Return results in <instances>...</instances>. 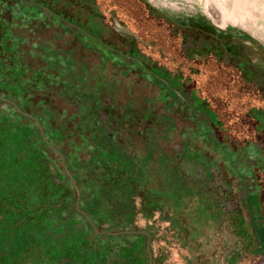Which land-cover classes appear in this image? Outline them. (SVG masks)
<instances>
[{
  "label": "rangeland",
  "instance_id": "rangeland-1",
  "mask_svg": "<svg viewBox=\"0 0 264 264\" xmlns=\"http://www.w3.org/2000/svg\"><path fill=\"white\" fill-rule=\"evenodd\" d=\"M144 1L211 35L226 40L246 35L264 52L261 28L221 24L226 11L259 15L264 0H256L261 1L258 8L254 0H240L236 7L221 0H168L176 3L172 7ZM55 3L0 0V129L20 133L22 121L37 122L23 110L56 121L82 158L88 153L91 163L106 169L102 176L120 184L140 176L141 187L161 189L167 170L178 168L185 172L186 185L211 207L237 214L252 228L255 240L238 244L237 264L264 262V75L236 64L242 86L225 77L220 86L204 87L195 77L169 75L149 61L123 60L110 46L73 31ZM237 45V52L247 51L248 45ZM68 140L57 145L67 150L73 146ZM144 159L148 180L141 177ZM129 164L138 166L132 177ZM187 195L160 192L156 198L181 204ZM158 200L148 198V204L159 206ZM160 208L165 211L164 205ZM173 214L189 225L183 211ZM192 214L191 220L196 218ZM220 220L208 228L197 226L192 237L180 235L193 264L221 263Z\"/></svg>",
  "mask_w": 264,
  "mask_h": 264
},
{
  "label": "flooded vegetation",
  "instance_id": "flooded-vegetation-1",
  "mask_svg": "<svg viewBox=\"0 0 264 264\" xmlns=\"http://www.w3.org/2000/svg\"><path fill=\"white\" fill-rule=\"evenodd\" d=\"M55 2L73 31L110 46L123 60L132 61L133 56L149 61L169 75L195 77L204 87L219 85L225 77L240 84L243 69L264 75V52L250 38L226 40L211 35L170 19L144 0ZM114 20L138 38L115 30ZM241 43L248 45L247 51H236ZM23 112L37 122L29 118L21 122L18 129L26 142L11 154L31 158L28 170L32 179L23 177L14 187L11 179L16 174H0V264H193L180 235H197V226L208 228L218 219L238 236L224 264H231L232 256L237 260L238 244L255 240L248 222L239 220L237 214L220 212L219 206L214 209L197 192L178 204L167 198L158 200L156 195L164 191L156 187L139 185L126 198L127 211L102 203L93 191L106 169L91 163L88 153L82 158L73 139L64 136L56 121L48 118L43 122L32 111ZM64 139L73 146L62 150L57 144ZM148 198L158 200L159 206L148 209L144 201ZM176 210L185 213L189 225L179 221L173 214ZM191 213L192 219L196 216L193 220Z\"/></svg>",
  "mask_w": 264,
  "mask_h": 264
},
{
  "label": "trees",
  "instance_id": "trees-1",
  "mask_svg": "<svg viewBox=\"0 0 264 264\" xmlns=\"http://www.w3.org/2000/svg\"><path fill=\"white\" fill-rule=\"evenodd\" d=\"M242 38H247V36L244 35L242 36ZM22 134H23L22 132L19 133L10 130H4V128L0 129V174L4 175L5 173L8 172H11L13 175L16 174L17 176L15 175V180L11 179V182L14 185V187L16 183H19L23 179V177L24 180L27 179L28 181L32 179L31 175L29 174L30 170H28L30 168V164L32 161L31 158L21 153L15 155L11 154L12 152L20 151L23 142L24 143L26 142ZM125 153L129 154V152H125ZM129 156L131 157L132 161L134 159L136 160V157H133L130 154ZM142 161L144 162L141 163L143 166L141 177H143V179L145 180H148L145 171L146 164L148 161H146L145 159ZM137 167L138 166H136V164L134 166L133 164L128 165L129 168L128 170L131 177L134 175ZM178 170L179 169L176 168V171L175 170L173 171L172 168H169L167 170L168 173L166 174V177L164 178V180H161L162 188L161 189L157 188V189L162 190L164 192H168L172 196L177 198L180 197L181 195H187L189 190L192 191L193 194L196 193L195 190H193L190 186L186 185V180L183 179V176L186 177L185 172L182 174V172ZM138 179L132 177V183L129 182L128 183L129 185H127V184H120L106 175L104 176L101 175V180H100L101 184L98 187H94L93 195L97 196L99 199H102L101 200L102 203H105L108 206L114 205V207H116L117 210L127 211V209H130L129 206L130 204L128 205L126 203V198L130 196L137 189L139 185H141L140 183H138ZM144 201L146 203L145 206H147L148 209L154 207V205L150 206V204H148V201L146 200ZM261 229L263 232L262 237L264 238V223L262 224Z\"/></svg>",
  "mask_w": 264,
  "mask_h": 264
},
{
  "label": "bare ground",
  "instance_id": "bare-ground-1",
  "mask_svg": "<svg viewBox=\"0 0 264 264\" xmlns=\"http://www.w3.org/2000/svg\"><path fill=\"white\" fill-rule=\"evenodd\" d=\"M157 1L159 2V4L160 3L161 4H166V5H169L170 7L173 6L172 4H176L174 1H168V0H157ZM190 1H192V0H190ZM193 1H195V0H193ZM215 1L218 4V2L220 0H215ZM226 1L231 2V5L234 6V7H236L237 5H240V0H221V2L223 4ZM260 3H261V1H258V2L256 0L252 1L253 6L257 7V8L260 5ZM262 5H264V4H262ZM226 9H227V7H226ZM253 10H254V8H253ZM235 11H231V12L226 11L227 13L224 14V16H222L223 18H222L221 24L224 25L226 22H230V23H233V24H237V23L243 24V25H245L247 27L249 26L251 28H261V29H259V31L262 32V35H264V8H263V6H262V8H260L259 15H255L253 12H251L249 10L245 11L246 13L244 15H242L241 12L237 13ZM247 16H248L249 19H251L250 24H247V21L245 20V19H247L246 18ZM249 27H248V29H250Z\"/></svg>",
  "mask_w": 264,
  "mask_h": 264
},
{
  "label": "water",
  "instance_id": "water-1",
  "mask_svg": "<svg viewBox=\"0 0 264 264\" xmlns=\"http://www.w3.org/2000/svg\"><path fill=\"white\" fill-rule=\"evenodd\" d=\"M114 23H115V27H114L115 30L125 32L127 34L134 36L135 38H138L133 32H131L126 27L119 25L115 20H114ZM221 235H222L223 243H224V248L222 250V255H221V261L223 262L225 259V256L233 250L234 241L238 239V236L229 232L225 228V222L224 221L221 222Z\"/></svg>",
  "mask_w": 264,
  "mask_h": 264
},
{
  "label": "crops",
  "instance_id": "crops-1",
  "mask_svg": "<svg viewBox=\"0 0 264 264\" xmlns=\"http://www.w3.org/2000/svg\"><path fill=\"white\" fill-rule=\"evenodd\" d=\"M237 263H238L237 261H232L231 264H237ZM211 264H214V263L212 262ZM220 264H224V261H223V262L221 261ZM239 264H241V263H239ZM260 264H264V262H262V263H260Z\"/></svg>",
  "mask_w": 264,
  "mask_h": 264
}]
</instances>
